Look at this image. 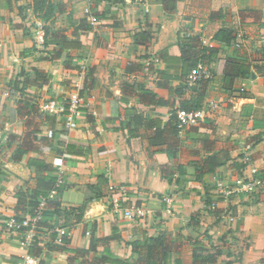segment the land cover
<instances>
[{
    "label": "crops",
    "instance_id": "crops-1",
    "mask_svg": "<svg viewBox=\"0 0 264 264\" xmlns=\"http://www.w3.org/2000/svg\"><path fill=\"white\" fill-rule=\"evenodd\" d=\"M52 1L60 5L53 26L80 42L78 48H62L57 58L51 50L61 45L38 43L34 25L45 23L34 16L31 0H0V132L10 135L0 147V220L28 217L19 200L42 189L29 158L52 165L55 178L57 167L64 169L57 206L47 201L34 229L0 225V264H23L25 255L36 258L35 264H68L74 250H87L91 240L97 248L90 259H126L144 236L161 234L170 244L167 264H264V0H236L255 12L241 18L251 33L244 32L240 48L214 39L227 26L205 33L208 20L193 21L190 26L202 43L218 50L207 63L210 77L184 88V78L162 77L167 66L172 70L180 64L177 31L180 20L187 19L180 16V0L170 19L163 16L161 0L142 5L135 0ZM140 31L148 38L136 43L134 34ZM229 57L259 70L253 67L226 88ZM80 65L85 72L79 77ZM17 80L22 92L13 88ZM75 81L84 105L76 127L67 129L61 113H42L39 105L61 99ZM140 88L167 104L147 102ZM196 90L203 92V104L215 100L221 108L179 130L171 111ZM27 131L30 138L24 143L20 138ZM19 147L25 153L14 158ZM239 176L259 183L212 207L214 182L232 183ZM109 182L126 184L124 204H142L147 218L129 221L114 210ZM164 198L171 199L170 212ZM111 234L118 238L106 239Z\"/></svg>",
    "mask_w": 264,
    "mask_h": 264
},
{
    "label": "trees",
    "instance_id": "trees-1",
    "mask_svg": "<svg viewBox=\"0 0 264 264\" xmlns=\"http://www.w3.org/2000/svg\"><path fill=\"white\" fill-rule=\"evenodd\" d=\"M163 12L171 17L177 9L176 0H161ZM31 8L34 16L45 23V34L50 30V42L61 45V48H54L51 50L52 58H57L62 54V48H78L80 42L76 39H69L64 30L61 28H56L53 26V17L56 11L60 8L59 4H54L52 0H31ZM96 14L93 15L95 18ZM222 16V10L214 11L210 14V20H218ZM96 19V18H95ZM88 28H91L89 25ZM236 32L234 29L227 27H222L216 31L214 34V39L223 42L228 45H233ZM148 38L146 32L140 31L134 34V42L141 43ZM177 44L179 47V62L178 66H174L171 70L167 66L166 70L162 73V77L166 80H175L184 78V84L182 88L186 87V76L189 71L194 68L198 63H203L208 65L213 57L216 56L217 48L214 46L204 45L201 41L200 34L189 26L187 29H179L177 31ZM132 66V63H129ZM259 70L257 66H252V64L243 59H237L229 57L225 61L224 66V86L226 88L232 85V81L235 77H247L252 68ZM202 79L201 81H204ZM199 81V82H201ZM25 82V81H24ZM197 82V83H199ZM22 81H14L13 88L16 91L22 92L23 87H21ZM196 83V84H197ZM141 94L147 96L149 103L151 104H167V101L158 98L152 91L140 88ZM203 92L201 90H196L195 93L190 97L189 100L180 101L178 106L171 111V117L176 124V111L178 109L191 110L200 107L203 104ZM18 112L21 113L22 106L18 107ZM43 113V112H42ZM41 113V114H42ZM24 114H27L25 111ZM23 114V115H24ZM176 126V125H175ZM30 138V133L28 131L21 136V141L26 143ZM10 139V135L7 137V141ZM25 150L22 148H17L14 158H18L20 155L24 154ZM210 165H212V158H208ZM29 165L35 168V177L42 185V189L37 191L34 195L23 198L19 200L20 209L24 214L29 216L33 215V211L37 208L39 204L38 197L46 196L48 191L54 187L56 178L52 175L54 169L52 165L44 163L42 160L38 159L36 156L29 158ZM217 165V164H215ZM211 167V166H210ZM51 174V175H50ZM62 188L58 190V194ZM54 206H57L56 199L50 200ZM21 204V205H20ZM27 206V207H22ZM19 208L17 207V210ZM44 215V211H42ZM41 213V216H42ZM39 222V221H38ZM117 235L111 234L106 239H116ZM97 248V243L93 240L90 241L87 250L75 249V256L68 258V264H73L75 260L81 258L80 264H104L106 261H111L113 264H167L168 255L170 252V244L168 238L161 234L157 236H144L140 243L132 245V251L129 258H108L101 256L99 259H90V252H95Z\"/></svg>",
    "mask_w": 264,
    "mask_h": 264
},
{
    "label": "built area",
    "instance_id": "built-area-1",
    "mask_svg": "<svg viewBox=\"0 0 264 264\" xmlns=\"http://www.w3.org/2000/svg\"><path fill=\"white\" fill-rule=\"evenodd\" d=\"M139 4L145 3L146 0H135ZM91 24L96 22L95 18L91 16ZM44 30L42 28V23L38 22V30L36 36L39 42L44 40ZM243 44V34L239 31L236 32V37L233 43L235 48H240ZM85 72V66L80 65L77 69V75L80 77ZM211 75V70L207 65L203 63H198L194 68H192L186 76V87H193L197 82L202 79H208ZM84 105V97L81 94V87L78 81H75L71 87L63 94L61 99L44 101L39 105V109L43 113H61L63 115L64 125L67 129H72L76 127V120L79 116L81 108ZM219 102L215 100L206 101L200 107L184 110L178 109L176 111V127L182 130L186 126L196 125L203 122L205 119L211 117L213 113L219 108ZM8 135L0 132V147L3 143L7 141ZM63 174L64 169L62 166L57 167V176L54 187L49 191L46 196H41L39 199V204L34 210L32 216L25 218L11 217L5 220H0V225L4 226L6 229L21 231L23 229L29 228L34 229L37 222L41 216L42 208L45 203L49 200L56 199L58 195V190L63 185ZM259 181L254 179L250 181L242 176L235 178L231 182H226L222 179H217L214 182V189L216 190V199L211 202V206L214 207L218 204V199L227 200L232 196L251 189L254 184H258ZM107 192L109 197V204L114 210H119L122 213L124 219L133 221H143L147 218V210L142 204L132 202L128 205L124 204V200L127 197L128 187L124 183H112L107 184ZM166 203L165 210L170 212L171 210V199L164 198ZM21 245L24 243L21 242ZM23 264H35L36 258L25 255L22 258Z\"/></svg>",
    "mask_w": 264,
    "mask_h": 264
},
{
    "label": "rangeland",
    "instance_id": "rangeland-1",
    "mask_svg": "<svg viewBox=\"0 0 264 264\" xmlns=\"http://www.w3.org/2000/svg\"><path fill=\"white\" fill-rule=\"evenodd\" d=\"M111 1L112 0H108V2H111ZM113 1H115V2L116 1L117 2L122 1L124 3H126V2L131 3L132 2L131 0H113ZM140 5H142V4H140ZM241 5L242 4L237 3L236 0L233 4H231V2L219 3L215 0L214 1L212 0L208 3L197 2L196 4H193V3L189 4L187 2V0H180V3L178 5L179 11L181 12L180 16L187 17V19H186V21L180 20L179 29H182V30L187 29L193 23V21L195 22L196 19H198V20H196V22L198 21V23H200V24H203V23H205V20H208V22L206 23L207 26H204V28L202 26V29L204 30L205 33L207 30L211 31L212 33H215L213 31L219 25H220V27L221 26H227L230 29L231 28L234 29V31L241 32L243 34V43H244L245 42V35L244 34L245 33L246 34L251 33V30L249 27H246L248 22H245L246 20L244 21V18H243V20L241 18H242V16H244L245 14H248L249 12H251L253 14L255 12L253 10H245V9L241 8ZM219 9L222 10L221 18L216 20L217 24L212 23L210 25L209 24V22L211 21L209 18L210 14L214 11H218ZM138 14L141 16H144L143 12H141L139 10H138ZM163 16L166 19H170V17H168V15H166L164 12H163ZM191 17L193 18L192 21H191ZM211 22H213V21H211ZM154 23L156 25H159L158 22H154ZM155 24L153 25L154 28L156 27ZM42 28H43L44 33H45V31H47V28H45L43 23H42ZM37 30H38V24L34 25V32H37ZM211 32H209L208 34H210ZM46 34H48L47 38H45V36H44L43 42H38L40 45H42V44H43V46L48 45V43L51 39V37H49L50 31H48V33H46ZM205 35H207V34H205ZM200 37H201V35H200ZM68 63H70L71 65H76V62L75 61L73 62V60L68 61ZM45 101H48V100H45ZM219 107L221 108V104L219 105Z\"/></svg>",
    "mask_w": 264,
    "mask_h": 264
}]
</instances>
